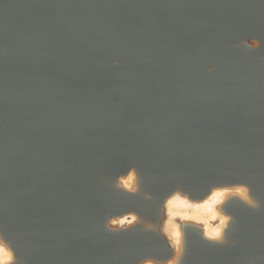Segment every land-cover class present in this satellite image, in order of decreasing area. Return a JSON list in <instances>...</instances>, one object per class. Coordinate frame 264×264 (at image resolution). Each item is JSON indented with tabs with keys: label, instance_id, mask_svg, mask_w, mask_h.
Returning <instances> with one entry per match:
<instances>
[{
	"label": "water",
	"instance_id": "obj_1",
	"mask_svg": "<svg viewBox=\"0 0 264 264\" xmlns=\"http://www.w3.org/2000/svg\"><path fill=\"white\" fill-rule=\"evenodd\" d=\"M134 166L138 193L106 179ZM246 182L264 204V0H0L15 264H167L176 187L203 201ZM220 212L224 243L174 217L180 264H264V213L237 196Z\"/></svg>",
	"mask_w": 264,
	"mask_h": 264
},
{
	"label": "bare ground",
	"instance_id": "obj_2",
	"mask_svg": "<svg viewBox=\"0 0 264 264\" xmlns=\"http://www.w3.org/2000/svg\"><path fill=\"white\" fill-rule=\"evenodd\" d=\"M106 179L110 184H115V186L122 185L134 193L140 192L141 170L137 166L120 174L117 181H111L107 177ZM232 196H237L248 204L250 208L258 211L260 214L264 213L262 200L254 196L248 182L214 187L212 192L203 201L187 198L181 186L178 185L176 187L169 199L170 210L173 208L170 211L172 218L171 221H166L164 228L165 232L171 237L176 252L172 260L167 264H180L188 247L182 230L173 221L175 216L203 224L205 234L210 240L222 243L228 242L230 226L233 219L230 215L220 212V208L227 204ZM182 213L183 215H180ZM123 218H125V224L139 219L135 213H131L129 216ZM0 241H2V246H0V264H15L18 262V256L14 250L13 242L5 236L1 225Z\"/></svg>",
	"mask_w": 264,
	"mask_h": 264
},
{
	"label": "rangeland",
	"instance_id": "obj_3",
	"mask_svg": "<svg viewBox=\"0 0 264 264\" xmlns=\"http://www.w3.org/2000/svg\"><path fill=\"white\" fill-rule=\"evenodd\" d=\"M172 210H173V208H172ZM172 210H170L169 209V211H172ZM171 214V213H170ZM180 215H183V213L182 214H180ZM175 219H177V217H175ZM169 221H171V218L169 219ZM213 224H215V223H213ZM120 226H126L125 224H123V223H120Z\"/></svg>",
	"mask_w": 264,
	"mask_h": 264
},
{
	"label": "snow or ice",
	"instance_id": "obj_4",
	"mask_svg": "<svg viewBox=\"0 0 264 264\" xmlns=\"http://www.w3.org/2000/svg\"><path fill=\"white\" fill-rule=\"evenodd\" d=\"M0 246H2V241H0Z\"/></svg>",
	"mask_w": 264,
	"mask_h": 264
}]
</instances>
